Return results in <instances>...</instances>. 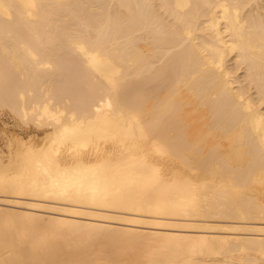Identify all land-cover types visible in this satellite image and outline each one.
<instances>
[{
  "label": "bare ground",
  "instance_id": "obj_1",
  "mask_svg": "<svg viewBox=\"0 0 264 264\" xmlns=\"http://www.w3.org/2000/svg\"><path fill=\"white\" fill-rule=\"evenodd\" d=\"M0 106V264H264V0H0Z\"/></svg>",
  "mask_w": 264,
  "mask_h": 264
},
{
  "label": "rangeland",
  "instance_id": "obj_2",
  "mask_svg": "<svg viewBox=\"0 0 264 264\" xmlns=\"http://www.w3.org/2000/svg\"><path fill=\"white\" fill-rule=\"evenodd\" d=\"M3 129H7L8 131H12L15 133H18L20 135L28 136L38 133L42 134L43 131L33 123H23L13 112H11L8 108L6 107H1L0 106V131ZM32 133V134H31ZM0 145L2 143L4 144V140L2 137V134H0Z\"/></svg>",
  "mask_w": 264,
  "mask_h": 264
}]
</instances>
